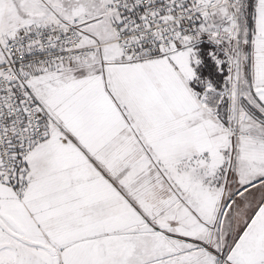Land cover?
Wrapping results in <instances>:
<instances>
[{
	"label": "snow or ice",
	"instance_id": "obj_1",
	"mask_svg": "<svg viewBox=\"0 0 264 264\" xmlns=\"http://www.w3.org/2000/svg\"><path fill=\"white\" fill-rule=\"evenodd\" d=\"M0 264H264V0H0Z\"/></svg>",
	"mask_w": 264,
	"mask_h": 264
}]
</instances>
